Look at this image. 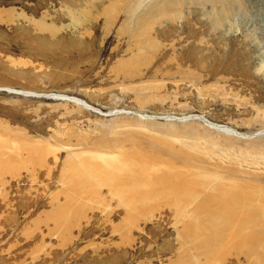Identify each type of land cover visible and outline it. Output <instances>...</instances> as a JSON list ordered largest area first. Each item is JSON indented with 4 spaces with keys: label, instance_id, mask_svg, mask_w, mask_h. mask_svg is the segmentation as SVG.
Returning <instances> with one entry per match:
<instances>
[{
    "label": "rangeland",
    "instance_id": "rangeland-1",
    "mask_svg": "<svg viewBox=\"0 0 264 264\" xmlns=\"http://www.w3.org/2000/svg\"><path fill=\"white\" fill-rule=\"evenodd\" d=\"M261 132L264 0H0V264H264L196 247Z\"/></svg>",
    "mask_w": 264,
    "mask_h": 264
},
{
    "label": "bare ground",
    "instance_id": "bare-ground-1",
    "mask_svg": "<svg viewBox=\"0 0 264 264\" xmlns=\"http://www.w3.org/2000/svg\"><path fill=\"white\" fill-rule=\"evenodd\" d=\"M66 97L67 96L65 95L61 96L60 97L62 98L61 101H70L85 109L91 108V106H89V104L82 99H79L76 97H70V96H68L67 98ZM201 119L204 120L203 118ZM204 121L206 122V120ZM212 126L228 134H232V135L236 134L238 136L243 135L239 132H235L233 129L226 127V126H218L213 123H212ZM162 183L169 188H177L180 190H183L186 188L185 183L180 182V183L175 184V182H173L170 179L163 180ZM135 184L136 183L132 182L131 186ZM118 185H121V184H118ZM178 193H181V191H178ZM225 195L226 197L224 199L223 197L222 198L219 197L215 199L210 198L211 202H215L216 206L219 207L217 208L216 212L209 211V209H205L206 208L205 204L202 205V209L206 210V212L208 213L212 226L209 232L210 234L205 238V241L198 242L196 247L199 250L206 252L205 254H207V260H211L212 258L216 256V252L218 251H216L215 245H217V250H218V247H221V245L226 246L228 242L230 244L233 243L232 245H234L231 247V249L234 247L235 249L240 250V252L243 251L248 257L249 256L254 257V256L260 255V251L264 249V209L260 210L254 207L253 208L254 213L257 211H261L260 215H254L252 214V209L249 207H246L247 203H246L245 198H242L240 195H237L234 193H227ZM178 199L182 200L183 198H180L178 196ZM262 200H264L263 197H262ZM230 227H234V230H232V232H230L231 229L230 230L227 229ZM226 229L230 233L225 236L224 232L226 231ZM222 248H225V247H222ZM220 251L222 250L220 249ZM253 257H252V260L254 259ZM231 258H233V255ZM256 261L258 262V260Z\"/></svg>",
    "mask_w": 264,
    "mask_h": 264
},
{
    "label": "water",
    "instance_id": "water-1",
    "mask_svg": "<svg viewBox=\"0 0 264 264\" xmlns=\"http://www.w3.org/2000/svg\"><path fill=\"white\" fill-rule=\"evenodd\" d=\"M264 133H259L257 136H259V135H263Z\"/></svg>",
    "mask_w": 264,
    "mask_h": 264
}]
</instances>
